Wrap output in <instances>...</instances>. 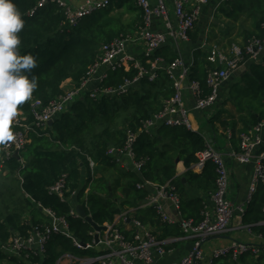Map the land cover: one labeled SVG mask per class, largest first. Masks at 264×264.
Segmentation results:
<instances>
[{
  "label": "trees",
  "instance_id": "obj_1",
  "mask_svg": "<svg viewBox=\"0 0 264 264\" xmlns=\"http://www.w3.org/2000/svg\"><path fill=\"white\" fill-rule=\"evenodd\" d=\"M39 1L14 0L25 21L24 28L18 33L21 40L19 52L21 55L30 53L37 60V66L29 75L38 78V87L32 98L19 106L26 114H29L33 100L49 104L78 87L90 67L96 63L101 46L127 31L126 26L112 15L114 10L137 12L139 23L142 21L136 0H113L109 7L84 18L76 26L66 23L64 12L55 4L39 8ZM241 4L254 19V31L247 37L261 38L264 0H242ZM35 8L34 13L30 14ZM157 57L171 62L176 56L168 47H163L153 56L142 55L139 58L145 67H149L147 61ZM245 60H248L247 56ZM211 66L207 55L202 57L198 53L190 80H198L205 87L206 73ZM138 73L139 70L134 66L119 70L111 73L103 86L119 89L126 80L134 79ZM159 74L155 82H150L147 76L143 77L126 93H103L97 98L85 96L78 99L51 125L38 130L39 134H32L31 142L19 152L20 158L13 155L3 161L0 145V264L3 261L27 264L16 258H8L2 245L14 233L27 236L33 227L50 223L43 209H51L58 216H66L74 237L83 243L92 242L93 225L82 218L70 216L73 202L84 203L89 186L87 210L94 222L101 226L114 222L117 215L129 211L130 219L140 220L157 234L152 227L163 226V222L154 207H142L150 193L148 188L137 187L144 180L158 184L171 180L180 193L184 219L201 222L205 201L216 187V167L213 162H207L199 172L192 168L199 160L197 154L206 148L202 135L185 127L167 126L156 129L152 134L142 132L136 152L138 157L147 158V162L140 175L112 164L106 157L109 146H122L128 129L138 131L142 122L159 111L163 102L174 95L172 81L163 70ZM242 82L244 85L240 84V88L234 89L232 96L238 107L249 113L248 127L243 129L246 131L264 120V56L261 63L249 62ZM32 121L30 116L28 122ZM24 151L28 152V157ZM89 158L97 162L95 175H101L93 181ZM178 159L187 169L180 176H177ZM84 169H87V181L84 180ZM112 169L118 174L113 184L105 178L106 172ZM64 175L67 176L71 192L77 194L71 197L69 192L68 199L61 201L58 196L50 194L49 189ZM188 188L196 191L193 197L187 194ZM7 189H10L9 193L5 194ZM4 194L5 199L2 197ZM263 204L264 186L260 185L245 223L255 225L254 230L264 234V225H257L264 219ZM28 213L30 219L26 218ZM171 234L182 236L183 232L178 225ZM64 252L89 254V251L74 246L71 239L54 235L47 246L43 264H55ZM253 262L264 263V254ZM242 264L248 262L242 259Z\"/></svg>",
  "mask_w": 264,
  "mask_h": 264
},
{
  "label": "built area",
  "instance_id": "obj_2",
  "mask_svg": "<svg viewBox=\"0 0 264 264\" xmlns=\"http://www.w3.org/2000/svg\"><path fill=\"white\" fill-rule=\"evenodd\" d=\"M112 2L113 0H84L78 6H73L67 0H40L37 7L55 4L64 12L66 23L76 26L84 18L106 9ZM169 2V0H136L142 21L133 30L126 31L101 46L96 63L90 67L78 87L49 104H44L38 99L33 100L29 114L19 109V115L12 125L16 138L2 145L1 159L4 161L12 157L16 151L24 150L29 143L30 133H38V130L45 129L51 120L64 113L78 99L85 96L97 98L103 93H126L143 77L147 76L150 82L158 80L160 70H163L172 81L174 95L163 102V107L159 111L145 119L138 131L128 129L122 146H109L106 157L112 164L140 175L147 162V158L138 157L136 152V144L142 132L152 134L162 126L185 127L193 131L191 113L213 108L220 97L223 84L247 61L245 57L257 61L262 55L264 23L263 36L261 38L253 36L244 47L233 44L231 56L217 45L210 48L207 60L212 66L206 73L204 87L200 81L190 80L196 63L194 60L188 62L182 55H178L173 61L165 62L163 57H157L153 61L148 60L149 67H145L139 58L142 55L153 56L169 42L177 45L189 41L209 0H171L173 10L170 9ZM35 10L36 8L30 11V14ZM172 15L176 18V24L172 20ZM137 47H140V54L135 52ZM131 66L139 70L134 79L126 80L119 89L103 86L111 73L122 69L128 70ZM186 89L194 100L192 108L188 107L184 100ZM30 116L33 118L31 123L28 122ZM229 134L231 132H228ZM203 138L206 141V148L197 154L199 160L192 165V168L199 172L207 162H213L216 167V187L210 194L211 205L205 203L201 222L184 219L180 193L171 180L162 184L151 180L139 183L137 185L139 189L150 190L142 207H154L163 223L179 225L183 236L192 240L191 250L180 260L169 264H198L207 257L204 246L208 241L237 231L244 232V235L254 240L234 239L228 245L213 248L206 264H218L224 259H230L233 264H242L243 257H251L252 260L257 261L264 252V234L256 232L255 225L245 223V217L256 200L259 186H264V120L241 132L238 136L239 150L231 149L229 153L238 164L254 165L248 194L240 202H234L229 195L231 178L225 154L213 142ZM89 165L93 181L97 162L89 158ZM177 176L180 174L177 173ZM66 177V175L61 177L49 189L50 194L58 196L61 201H66L67 194L71 192ZM90 189L89 186L84 203L73 202L70 216L81 218L76 210L78 204L84 205L86 210L89 208ZM71 194V197H75L77 192ZM168 204L177 210L179 221L176 220V215L174 217L168 215L166 211ZM43 211L50 218V223L33 227L27 236L20 233L12 234L2 245V250L8 258H16L19 262L27 264H43L50 240L54 235H61L71 239L77 248L89 251V254L77 255L64 252L55 264H139V262L157 264L155 255L162 256L172 251L173 244L179 239L177 236L159 237L140 220L130 219L129 211H125L119 214L114 222L105 224L107 229L99 233V240L96 238L98 232L94 229L91 232L92 242L83 246V242L74 237L66 216H58L51 209H43ZM88 215L92 217L90 213ZM257 225H264V219ZM256 239L261 242L257 243Z\"/></svg>",
  "mask_w": 264,
  "mask_h": 264
},
{
  "label": "crops",
  "instance_id": "obj_3",
  "mask_svg": "<svg viewBox=\"0 0 264 264\" xmlns=\"http://www.w3.org/2000/svg\"><path fill=\"white\" fill-rule=\"evenodd\" d=\"M67 1L73 6H78L84 0ZM169 1L170 9L173 10L172 2L171 0ZM241 3L242 0H209L208 4L203 8L201 18L196 28L191 33V39L177 45L169 42L164 47H168L169 51L175 56L182 55L188 62L191 60L196 62V55H198V53L202 57L208 55L210 48L216 45L224 50L227 55L231 56L233 44L244 47L249 39V37H247L248 34L254 31V19L247 13L246 8H244ZM172 20L176 24L174 15H172ZM139 49L140 47L135 49L137 54L141 53ZM263 56L264 55H261L257 61L248 59L238 70L239 73L234 74L223 84L220 97L213 108L205 111H193L190 115L194 128L193 132L199 133L210 140V142H213L225 154L231 178L229 195L234 202H240L247 196L254 165L238 164L229 156L231 149L239 150V133L243 132V129H245L246 126L248 127L249 124V113L247 111H242L240 107H238L232 93L234 89L240 88V84L244 85L242 82V75L248 71L249 62L261 63ZM184 100L188 107H193L194 100L187 89L184 90ZM228 132H231V134L228 135ZM32 134L39 133H30L29 143L31 142ZM177 168L178 174L180 175H183L187 170L183 162H178ZM83 173L84 180L87 181V169H84ZM187 190V194L192 197L196 194V191L192 188H188ZM205 203L211 205L210 198L206 199ZM29 214L30 213L26 215L27 219L31 218ZM162 225L163 226L160 227H152L159 237L166 238L174 236L171 233L178 228L177 224L168 225L162 223ZM177 237H179V239L173 244L172 251L162 256L158 254L155 255L157 264H169L170 262L178 261L191 250V239L183 235ZM234 239L244 241L254 240L247 235H245V237L235 236L234 233L217 237L205 244L204 249L206 250L207 257L213 248L228 245ZM255 241L257 243L261 242L259 239ZM262 254H264V252ZM207 257L198 264H206ZM243 259L246 260V262L249 261L248 259L252 260L251 257H243ZM230 263H232L230 259H224L219 264ZM139 264L144 263L139 262Z\"/></svg>",
  "mask_w": 264,
  "mask_h": 264
},
{
  "label": "clouds",
  "instance_id": "obj_4",
  "mask_svg": "<svg viewBox=\"0 0 264 264\" xmlns=\"http://www.w3.org/2000/svg\"><path fill=\"white\" fill-rule=\"evenodd\" d=\"M25 21L14 0H0V145L15 140L12 125L19 106L32 98L38 78L30 77L37 66L32 54L21 55L18 33Z\"/></svg>",
  "mask_w": 264,
  "mask_h": 264
},
{
  "label": "rangeland",
  "instance_id": "obj_5",
  "mask_svg": "<svg viewBox=\"0 0 264 264\" xmlns=\"http://www.w3.org/2000/svg\"><path fill=\"white\" fill-rule=\"evenodd\" d=\"M112 15L113 16H115L118 20H119V22L121 23V25H124V26H126V28H127V31H131V30H133L134 28H135V26L137 25V24H139V21H140V17H139V13H137V12H129L127 9H116V10H114L113 12H112ZM241 133V132H240ZM239 133V134H240ZM23 151V150H22ZM25 153H26V155H27V157L29 156V154H28V152L27 151H24ZM30 156H31V154H30ZM32 162H34V159H33V156H32ZM119 167H121V166H119ZM116 172V173H115ZM99 176H101V175H98V176H94V180L96 179V178H98ZM104 176V175H103ZM105 178H107L108 180H109V182L110 183H114L115 181H116V179L118 178V174H117V171L115 170V169H112V170H110L109 172H106V174H105ZM12 181H10V183H11ZM9 190L10 189H7L6 191H5V194H7V193H9ZM5 194L4 195H2V197L5 199ZM234 235L235 236H239V237H245V235H244V232H241V231H237V232H235L234 233ZM249 261H248V264H255L254 262H253V260H250V259H248ZM258 260V259H257ZM221 262V261H220ZM220 262H218V264L220 263ZM2 264H11V263H9V262H3ZM230 264H232V263H230ZM260 264H264V263H260Z\"/></svg>",
  "mask_w": 264,
  "mask_h": 264
},
{
  "label": "water",
  "instance_id": "obj_6",
  "mask_svg": "<svg viewBox=\"0 0 264 264\" xmlns=\"http://www.w3.org/2000/svg\"><path fill=\"white\" fill-rule=\"evenodd\" d=\"M262 55H264V50L262 51ZM238 73H239V71L236 72L235 74H238ZM53 121L54 120H51L48 123V125H51L53 123ZM14 156L20 158L19 151H16L14 153ZM178 162H179V159H178ZM183 180H185V178ZM110 196H112V194H110ZM144 203H146V202H144ZM167 206H169V207H167ZM167 206H166V211H167L168 215H170L171 217H174L176 215L177 216L176 220L179 221V216H178L177 210L175 208H173L170 204H168ZM41 210H42V208H41ZM76 210H77V213L79 214V216L81 218H84L86 221H88L90 224L93 225L94 229L98 232L96 238H97V240H99V233L102 231H105L107 229L106 226L105 225L101 226V225H98L97 223H95L93 218L88 215V212H87L86 208L84 207V205L78 204L76 207ZM213 239H215V238H212L211 240H213ZM82 245L86 246L85 243H83Z\"/></svg>",
  "mask_w": 264,
  "mask_h": 264
}]
</instances>
